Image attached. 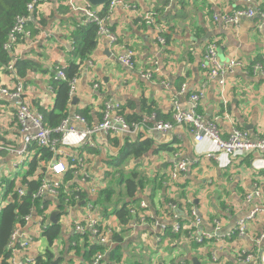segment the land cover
<instances>
[{
	"label": "crops",
	"instance_id": "0c3cea01",
	"mask_svg": "<svg viewBox=\"0 0 264 264\" xmlns=\"http://www.w3.org/2000/svg\"><path fill=\"white\" fill-rule=\"evenodd\" d=\"M126 4L129 8L115 6L101 16L105 17L109 30L117 35V41L98 35L96 48L79 67L67 119L76 131L74 134L85 132L101 120L103 102L113 99L128 119L140 123L139 130L95 131L91 137L94 146L65 145L59 140L57 147L61 152L86 159L95 191L91 192L90 184L83 183L78 174L67 170L63 179H59L66 187L65 195L79 189L83 195L81 200L62 202L59 195L45 193L38 198L46 202L41 203L40 208L46 207L43 211L48 219L53 212L64 210L59 212L60 223L66 215L80 221L87 214L85 204L92 202L99 226L107 232L109 240L102 244V251L92 254H104L103 264H108L107 254L118 244L113 240L114 233L122 231L121 258L112 264H264V152L225 154L207 138L196 140L184 124L173 123L167 131L153 129L155 120L172 121L175 105L188 110L189 94L202 88L204 96L197 111L206 119H215L223 137L235 127L248 131L252 140L264 139V77L240 68L225 74L227 105L224 106L219 98L218 78L206 75L201 66L202 48L212 39L218 43L222 59L236 57L253 62L264 54V22L257 15L243 18L237 25L213 19L214 14L233 13L238 8L261 7L264 0L252 3L243 0H126ZM104 6H91L90 10L100 15ZM147 11L156 13L155 24L145 25L140 19V13ZM86 17L84 10L73 9L61 0L42 3L26 23L27 33L12 45V59L8 62L13 66L15 59H27L39 69H26L20 77L14 66L10 69L0 64V82L9 88L20 82L23 101L32 111L40 113L39 109L53 107V72L72 59L71 33L78 24L88 23ZM161 32L164 43L157 40ZM128 50L133 52V69L119 61V56ZM155 66L158 71H152L151 78L140 75L141 70ZM15 105V98L0 97V140L4 147L11 146L10 150L0 148V180L13 179L15 185H19L27 170V166L22 171L21 167L35 150L28 147L27 152L16 153L24 148V142L14 119ZM85 110L91 117L89 123L78 114ZM144 140L151 141L146 153L119 162L125 146ZM173 153H178L177 158ZM56 159L70 161L68 156L54 152L48 161L40 162L36 171L45 170ZM176 159L185 161L186 168L176 179H171L169 167ZM134 169L149 180L163 172L168 176L165 186L153 194L149 184L144 187L142 200L147 203L145 211L152 219L135 226L130 211L127 223H122L115 214L116 208L129 202L120 175L126 177ZM3 186L1 183L0 192ZM104 189L111 192L108 201L100 194ZM14 192L18 194L16 189ZM249 193L251 198L248 199ZM10 197L11 194L3 198L4 205ZM142 200L129 203V208H138ZM169 201L175 204L174 208H170ZM192 210L196 213L194 218ZM195 218L200 221L189 230V223ZM240 220L245 221L242 231L239 230ZM175 222L181 224L178 232L171 229ZM39 229L40 220L34 211L31 220L20 229L23 236L30 238V243L25 249L13 251L15 261L32 264L35 257L44 256L48 245L37 233ZM70 233L71 230H64L59 240L62 247L56 251L62 257V264H89L92 257L85 260L83 247L77 254L76 249H67ZM201 235H204L201 241L193 239ZM83 239H80L81 246ZM87 239L88 243H93V238Z\"/></svg>",
	"mask_w": 264,
	"mask_h": 264
},
{
	"label": "built area",
	"instance_id": "2783aa9c",
	"mask_svg": "<svg viewBox=\"0 0 264 264\" xmlns=\"http://www.w3.org/2000/svg\"><path fill=\"white\" fill-rule=\"evenodd\" d=\"M50 0H32L26 7L27 13L24 15H18L16 20L10 29L8 34V40L4 43V49L8 51H12V45L18 41L26 32V23L30 19L31 14L36 10L38 6L42 3H46ZM247 3H252L254 0H243ZM63 3H68L76 10H84L86 12V20L85 22H96L98 24V35H105L112 42L117 40V35L109 30V28L105 24V17H101L97 12L91 11V6L87 1L82 0H61ZM115 6H122L123 8H129L126 4V0H110L108 2V11H112ZM257 15L261 22H264V4L261 7H247V8H238L233 13H222V14H214L213 19L215 21H219L223 24H239L241 19L246 17H253ZM141 16V13L140 15ZM140 19L146 24L154 23V12L147 11ZM258 26H261L260 24ZM157 40L161 43H164V38L160 35H157ZM132 51H128L123 55L119 56V61H121L125 66L130 69L134 68V63L132 60ZM218 48L216 40L207 41L206 44L202 48V71L208 75L209 77H217L218 84L220 87L219 90V98L223 102V105H227V99L224 96V76L225 74L231 72L235 68H240L242 70H248L252 73V75H260L264 77V54L260 56V58L255 59L253 62H245L236 57H230L227 59H221L218 57ZM250 66V67H248ZM7 68L12 69V64L8 63L6 65ZM63 68V67H62ZM61 67H56L54 70L53 76L55 79H65L64 71ZM152 71H158V67L155 66L150 70H141L140 75L146 79L151 78ZM76 84V78H73L70 81V93L73 95V91ZM23 88L20 82L16 83L14 87L9 88L8 86L2 84L0 82V97L1 96H9L15 98L16 105L14 109L15 121L20 128V133L22 135V140L24 142V148L17 150L16 153L21 155L23 151L26 150L32 143H36L41 147L49 148L52 153L60 152L64 156H68L71 160L68 162L56 159L55 161L49 163L45 170L43 168V175L41 177L38 176L39 172H35L33 175V179L40 178V185L38 186L35 193L32 195L33 198H42L43 194L49 193L52 195L58 196L61 193V190H58L59 187L63 188V183L59 179H63V175L67 170H71V173L78 174L81 178V181L87 185L90 184L89 189L91 192L95 191L94 179L90 175L87 170L86 159H81L79 157H73L67 153L61 152L57 147V142H60L65 145L72 146H81L83 144H87L89 146H94V142L92 141V135L95 131L101 130L105 133L107 132H137L140 127V123L138 122H127L122 114L119 113L120 104L113 99H106L102 105V116L101 120L96 123L94 126L88 128L85 132L78 133L77 135L75 129L69 126L68 119L65 118L61 121L59 126L56 128L61 135L60 138H54L51 136V129L48 128L43 123V115L37 112L32 111L27 103L23 101ZM204 93L202 88L195 90L189 94V103L190 107L188 110H182L177 105L174 107V111L172 113V121L168 120H158L153 124V129L167 131L172 128L173 123L176 124H184L190 128V131L194 133V137L196 140L201 141L204 138L212 141L218 151L223 152L228 155L239 156L244 154L245 152H249L252 150H260L264 152V139H256L252 140L250 138V134L248 131L240 128H233L227 137H223L221 131L216 123L215 119L204 118L203 115L199 114L197 111L198 103L202 100ZM77 119L84 121V119L80 116H76ZM75 135V137H72ZM0 148L5 150H10L11 146H5L0 140ZM178 153H173V157L177 158ZM186 168V162L183 160H174L169 169V176L171 179H176ZM47 171V172H46ZM25 186L22 184L15 185V189L17 190L19 195L24 193ZM65 193V190H63ZM81 193L79 189H74L67 193L66 202H78L81 200ZM247 198H251V193L247 195ZM87 209V214L80 221L76 219L70 218V215H66L63 217V221L60 223L64 230H71V232L79 235V239L88 237L89 239L93 238V242H98V244H107L109 242L107 238V232L102 230L99 226L98 216L96 212L93 210L92 202L87 201L85 204ZM170 208H174L175 204H169ZM148 205L145 201H141L139 207H130L129 211L132 215H135V221L132 223L133 226L135 224H145L147 223L146 214ZM139 210V214L135 213V210ZM64 211V210H63ZM60 212V211H59ZM58 212V217H59ZM191 215L194 218L196 215L195 211H191ZM32 214L26 215L24 219V224L31 220ZM37 217L40 220V229L37 230L38 234L42 235L43 229L49 223H51L50 219H48V214L43 211L41 215L37 214ZM61 218V217H60ZM58 218V219H60ZM199 218H195L191 220L189 223V230L193 227H196L199 223ZM24 224L17 223L9 240L8 246L12 250V255L8 258V264H23L22 262H17L12 257L13 251L19 249H25L29 243L30 238L23 236L20 231L21 226ZM245 227V221H239V230L242 231ZM171 229L175 232H178L181 229V224L175 222ZM202 237L193 238L196 241H201ZM60 239H56L52 245L54 251L59 250L62 245L59 241ZM88 240V239H87ZM75 245V243H72ZM109 254H107L108 256ZM105 255L101 253H97L92 256L89 264H103ZM250 262V256H247L246 259ZM29 261V260H28ZM32 264H35V261H32ZM62 264V262H61Z\"/></svg>",
	"mask_w": 264,
	"mask_h": 264
},
{
	"label": "trees",
	"instance_id": "16d2710c",
	"mask_svg": "<svg viewBox=\"0 0 264 264\" xmlns=\"http://www.w3.org/2000/svg\"><path fill=\"white\" fill-rule=\"evenodd\" d=\"M32 0H0V64L7 65L11 61L10 51L4 49V43L8 40V34L12 28L16 17L18 15H24L27 13L26 7ZM168 0H166L167 2ZM103 10L100 12V16L104 15L107 11V3ZM146 25V23H144ZM164 40V33L161 35ZM98 24L96 22H90L87 24L80 23L76 26L74 31L71 33L72 42V59L62 69L65 74V79L52 78V88L55 93L53 107L51 109H39L43 115V123L51 129L52 137L59 138L60 133L56 132V128L59 126L61 121L68 118L69 111L68 106L71 99L70 93V81L76 78L79 74V67L84 60L88 59L96 48L98 42ZM14 68L18 76H24L26 69H39V66L27 59H15L13 63ZM119 113L125 118L127 122H137L128 119L122 112L120 107ZM82 115L87 123L91 122L90 115L88 116L87 110L78 112ZM102 116V114H101ZM139 123V122H138ZM151 146L150 140H144L141 142H135L131 145L125 146L120 152L119 162H124L128 157L133 156L135 158L142 156L148 151ZM29 149L35 150V153L30 159H27L24 165L21 167V171L27 166V170L23 174L21 184L25 186V194L18 196L15 189V181L13 179L2 178L0 184H4L5 191L1 193L0 197V264H8V258L12 255V250L8 246L11 234L17 223L24 224V217L32 214L36 211V214L41 215L43 210L46 208H40V204L46 202L33 198V193L37 190L40 185V178L33 179V176L37 168L40 167L41 161H48L52 156V151L49 148L41 147L36 143H32ZM91 152L93 150L89 149ZM71 160V159H70ZM42 172L38 173V176L43 175ZM156 177V178H155ZM154 179L144 176L140 171L134 169L126 177L120 175V179H123L124 183V195L129 202H124L123 205L115 209V214L122 223H127L130 218L129 203L136 204L143 199L144 187L150 185V193L161 187H164L168 176L166 173H161L160 176H155ZM66 187H60L61 193L59 194L60 201H65L66 195L63 192ZM30 192V193H29ZM9 194L11 197L7 199V204L4 205L3 198H6ZM102 198L106 201L110 199L111 192L108 189L100 191ZM149 195V194H148ZM146 195V196H148ZM81 198L83 195H80ZM98 203H103L99 202ZM60 212H63L60 211ZM113 240L118 244L112 250L109 251L108 264L117 263L121 258V243L124 238V231L121 233H114ZM42 237L47 242V249L44 256L38 255L35 257V264H61L62 257L57 255L52 245L56 239H62L63 228L60 223H49L42 232ZM87 236L83 239V245L80 244L79 235L71 232L70 237L66 243L67 249H76L79 253V249L83 247V255L85 260H90L92 254L96 251H102L104 246L97 244L96 242L88 243ZM75 243V245H72Z\"/></svg>",
	"mask_w": 264,
	"mask_h": 264
},
{
	"label": "water",
	"instance_id": "95a60500",
	"mask_svg": "<svg viewBox=\"0 0 264 264\" xmlns=\"http://www.w3.org/2000/svg\"><path fill=\"white\" fill-rule=\"evenodd\" d=\"M91 6L93 7H98V6H102L105 5L106 3H108L110 0H86ZM74 99V98H72ZM50 221L51 223H58V213L57 212H53L50 216ZM108 259V257H107ZM193 260H195V258H193Z\"/></svg>",
	"mask_w": 264,
	"mask_h": 264
},
{
	"label": "rangeland",
	"instance_id": "374dc122",
	"mask_svg": "<svg viewBox=\"0 0 264 264\" xmlns=\"http://www.w3.org/2000/svg\"><path fill=\"white\" fill-rule=\"evenodd\" d=\"M124 1H125V0H124ZM107 9H108V8H107ZM110 10H111V9H110ZM110 10H109V11H110ZM153 12H154V11H153ZM144 14H145V13H142V12H141V16H139V17H142ZM155 15H156V13L154 12V16H155ZM139 17H138V18H139ZM139 20H140V19H139ZM143 23H144V22H143ZM145 23H146V22H145ZM151 24H155V21H154V23H151ZM151 24H148V25H151ZM231 25H235V24H231ZM116 41H117V40H116ZM116 41H114V42H116ZM217 48H219L218 43H217ZM128 51H129V50H128ZM128 51H127V52H128ZM130 51H131V50H130ZM125 53H126V52H125ZM132 53H133V52H132ZM218 55H219V50H218ZM218 57H220V56H218ZM221 59H222V58H221ZM225 59H227V58H225ZM248 67H250V66H248ZM243 71L251 73L250 71H248V70H246V69L243 70ZM251 74H252V73H251ZM259 76H260V75H259ZM261 77H263V76H261ZM217 82H218V81H217ZM224 83H225V82H224ZM197 90H198V89H197ZM194 91H195V90H194ZM155 121H158V120H155ZM155 121H154V122H155ZM169 169H170V167H169ZM168 203L171 204L170 201H169ZM92 204H93V203H92ZM138 212H139V210L136 209V210H135V213H136V214H139ZM146 214H148V216H147V220H146L147 223H148V222L152 219V215H149L148 211L146 212ZM132 216L134 217L135 215H132ZM135 218H136V217H134V220H135ZM94 242H95V241H94ZM96 243L98 244V242H96Z\"/></svg>",
	"mask_w": 264,
	"mask_h": 264
},
{
	"label": "bare ground",
	"instance_id": "6f19581e",
	"mask_svg": "<svg viewBox=\"0 0 264 264\" xmlns=\"http://www.w3.org/2000/svg\"><path fill=\"white\" fill-rule=\"evenodd\" d=\"M88 23H90V22H88ZM14 118H15V115H14ZM60 188V187H59ZM59 188H58V190H59ZM5 191V186H3V188L1 189V192H0V194L1 193H3ZM0 197H1V195H0ZM1 203V202H0Z\"/></svg>",
	"mask_w": 264,
	"mask_h": 264
},
{
	"label": "clouds",
	"instance_id": "9594fccd",
	"mask_svg": "<svg viewBox=\"0 0 264 264\" xmlns=\"http://www.w3.org/2000/svg\"><path fill=\"white\" fill-rule=\"evenodd\" d=\"M54 73V72H53ZM53 76V75H52ZM53 78V77H52Z\"/></svg>",
	"mask_w": 264,
	"mask_h": 264
}]
</instances>
